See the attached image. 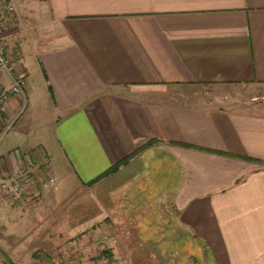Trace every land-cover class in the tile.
<instances>
[{"label":"crops","instance_id":"crops-1","mask_svg":"<svg viewBox=\"0 0 264 264\" xmlns=\"http://www.w3.org/2000/svg\"><path fill=\"white\" fill-rule=\"evenodd\" d=\"M10 2L1 35L26 88L0 114V177L24 171L30 192L0 194V219L43 241L37 163L55 157L133 236L175 218L201 264H264V0Z\"/></svg>","mask_w":264,"mask_h":264},{"label":"rangeland","instance_id":"rangeland-1","mask_svg":"<svg viewBox=\"0 0 264 264\" xmlns=\"http://www.w3.org/2000/svg\"><path fill=\"white\" fill-rule=\"evenodd\" d=\"M242 90L246 94L256 92L254 88L249 87ZM36 128L37 125H34L32 131ZM30 136L28 143L32 145L30 148L33 151L36 141L33 134ZM37 171L43 181H48L47 171L57 178L55 183L46 188L42 187L40 181L42 198L37 202L39 210L36 221L38 227L43 228L40 235L45 233L43 241L38 242L36 248H30L31 235L21 240L14 231V226L5 219V214L2 215L0 260L5 264L39 263V259L33 257L36 250L50 256L55 264H194L193 257L196 258L195 264L203 263L201 243L187 235L178 226L175 218L172 225L167 223L162 230L159 228L160 233L138 235L147 241V244H141L142 247H139L135 244L138 237L128 232L135 220L132 218L127 222L117 221L112 203L111 206L103 201L91 203L88 200L91 194L86 193L84 188L66 173L55 157L47 158L44 164L38 162ZM32 188L36 189L34 186ZM98 194L103 192L99 191ZM105 195L111 196V192L105 190ZM132 198V194L128 196V199ZM104 250L112 251L111 260L106 257L98 259Z\"/></svg>","mask_w":264,"mask_h":264},{"label":"built area","instance_id":"built-area-1","mask_svg":"<svg viewBox=\"0 0 264 264\" xmlns=\"http://www.w3.org/2000/svg\"><path fill=\"white\" fill-rule=\"evenodd\" d=\"M14 14L15 9L10 0H0V114L4 104L10 97L20 96L24 98L26 88L24 78L13 71L12 62L1 35L4 25L12 22ZM4 75L9 76L10 79V86L7 89H4L1 85V79ZM10 127L11 125L7 126L3 134L7 133ZM24 173V171H19L7 179H1L0 177V194L7 203H15L16 201L27 202L30 187L26 179H24ZM47 175V182L41 180L44 188L57 180L54 174Z\"/></svg>","mask_w":264,"mask_h":264},{"label":"trees","instance_id":"trees-1","mask_svg":"<svg viewBox=\"0 0 264 264\" xmlns=\"http://www.w3.org/2000/svg\"><path fill=\"white\" fill-rule=\"evenodd\" d=\"M157 142H159V141H156V140L147 141L142 146V148H147L150 145H152L154 143H157ZM129 158L130 157L128 155L123 161H121L120 163H118L115 166L111 167L110 170L107 171L103 176H105L107 174H112V173L116 172L122 165H125L127 163V161H128ZM33 257L36 258V259H39V262H40L39 264H55L53 262V260L50 258V256L41 254L39 251L35 252L33 254ZM103 257H106V258H108V259L111 260V258H112V251H110V250H104V251H102L101 254H100V256L98 257V259L103 258ZM6 264H8V263H6ZM61 264H68V263H61Z\"/></svg>","mask_w":264,"mask_h":264}]
</instances>
